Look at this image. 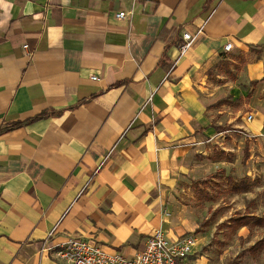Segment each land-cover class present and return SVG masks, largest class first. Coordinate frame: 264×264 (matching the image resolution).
Instances as JSON below:
<instances>
[{
  "label": "crops",
  "instance_id": "0c3cea01",
  "mask_svg": "<svg viewBox=\"0 0 264 264\" xmlns=\"http://www.w3.org/2000/svg\"><path fill=\"white\" fill-rule=\"evenodd\" d=\"M226 42L264 50V0H0V127L46 112L0 134V264H66L50 247L72 237L131 257L157 227L188 233L173 209Z\"/></svg>",
  "mask_w": 264,
  "mask_h": 264
},
{
  "label": "rangeland",
  "instance_id": "374dc122",
  "mask_svg": "<svg viewBox=\"0 0 264 264\" xmlns=\"http://www.w3.org/2000/svg\"><path fill=\"white\" fill-rule=\"evenodd\" d=\"M221 62L206 79L211 135L184 158L173 217L195 237L190 264H264V126L250 130L264 111V50Z\"/></svg>",
  "mask_w": 264,
  "mask_h": 264
},
{
  "label": "built area",
  "instance_id": "2783aa9c",
  "mask_svg": "<svg viewBox=\"0 0 264 264\" xmlns=\"http://www.w3.org/2000/svg\"><path fill=\"white\" fill-rule=\"evenodd\" d=\"M126 15L130 13L124 11L116 13L118 18ZM198 32L199 30L196 33ZM194 35L182 33L180 56L186 52ZM23 48L28 49V45H23ZM223 48L225 52L230 51L232 43L226 42ZM91 79L95 80L97 76L92 75ZM247 119H252V115L248 114ZM195 242V237L191 233L170 237L157 227L146 237L143 247L131 257L108 251L97 241L85 237L68 238L50 248L55 256L66 264H190Z\"/></svg>",
  "mask_w": 264,
  "mask_h": 264
},
{
  "label": "trees",
  "instance_id": "16d2710c",
  "mask_svg": "<svg viewBox=\"0 0 264 264\" xmlns=\"http://www.w3.org/2000/svg\"><path fill=\"white\" fill-rule=\"evenodd\" d=\"M44 116H46V112L43 111V112H41L37 115H34L32 117H27L23 120H17V121L11 122L9 124H6V125L0 127V134L7 132V131H10V130L15 129V128L30 124V123L34 122L35 120L42 118ZM241 218L244 219L245 217L242 216Z\"/></svg>",
  "mask_w": 264,
  "mask_h": 264
}]
</instances>
